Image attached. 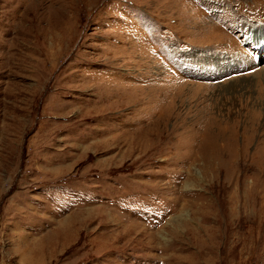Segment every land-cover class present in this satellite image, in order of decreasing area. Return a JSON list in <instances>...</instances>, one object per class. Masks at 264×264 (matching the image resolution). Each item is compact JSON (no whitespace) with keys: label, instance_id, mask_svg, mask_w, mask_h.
Listing matches in <instances>:
<instances>
[{"label":"rangeland","instance_id":"obj_1","mask_svg":"<svg viewBox=\"0 0 264 264\" xmlns=\"http://www.w3.org/2000/svg\"><path fill=\"white\" fill-rule=\"evenodd\" d=\"M174 262L264 264V0H0V264Z\"/></svg>","mask_w":264,"mask_h":264},{"label":"bare ground","instance_id":"obj_2","mask_svg":"<svg viewBox=\"0 0 264 264\" xmlns=\"http://www.w3.org/2000/svg\"><path fill=\"white\" fill-rule=\"evenodd\" d=\"M161 240V239H160ZM184 243V242H183ZM185 243H187V242H185ZM164 252H165V250H164ZM166 253V252H165ZM175 253V252H174ZM163 254V253H162ZM198 255H199V253H198ZM201 255V254H200ZM158 257V256H157ZM168 257V256H167ZM180 257V256H179ZM171 258V257H170ZM172 258H173V255H172ZM174 258H176V257H174ZM199 258V257H198ZM176 259H178V258H176ZM166 260V259H165ZM172 260V259H171ZM204 260V259H203ZM163 261V260H162ZM169 261V260H168ZM175 261V260H174ZM160 262V261H159ZM172 262V261H171ZM185 262V261H184ZM163 263V262H162ZM175 263V262H174ZM215 263V262H214ZM168 264V263H167ZM175 264H183V263H180V262H176Z\"/></svg>","mask_w":264,"mask_h":264}]
</instances>
